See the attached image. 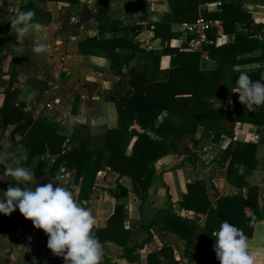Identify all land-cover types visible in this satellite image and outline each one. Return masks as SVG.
I'll list each match as a JSON object with an SVG mask.
<instances>
[{
  "label": "trees",
  "instance_id": "trees-1",
  "mask_svg": "<svg viewBox=\"0 0 264 264\" xmlns=\"http://www.w3.org/2000/svg\"><path fill=\"white\" fill-rule=\"evenodd\" d=\"M19 1L22 10L32 9L35 12V21L38 16L46 15L43 6L48 0H41L42 7L37 6L36 0ZM55 1L76 3L78 0ZM209 1L215 0H168L171 11L163 15L158 22H147L152 37L166 41L159 51L142 48L125 34L106 39L91 36L79 42L80 52H102L108 56L111 68L120 76L123 75L121 67L131 59H136L128 73L132 93L123 94L121 90L112 93L111 99L118 116L116 127L108 128L99 135L80 136L77 127H84L80 124L70 137H66L59 132L60 125L46 115H38L35 118L26 116L23 111L24 104L14 102L16 91L10 88L12 75L0 103L1 132L3 133L8 125L22 123L19 130L20 139L16 142L26 150L25 163L38 161L45 153L54 156L48 170L44 172L39 169L40 173L54 176L61 166L66 171H73L74 182L79 185L76 202L81 206L94 186L96 174L105 167L119 175H127L134 193L143 201L147 197L148 187L155 172L154 162L157 159L167 154H175L194 166L203 151V139L219 143L227 138L211 162L225 167L226 180L238 187L239 191L217 197L216 192L208 194L203 183L196 181L186 184V192L179 204L180 207L206 213L204 235L208 238L212 237L214 220L219 223L228 220L230 224L241 229L246 237L250 236L253 223L264 218V205L259 208L257 202L259 188L248 185L245 181V176L252 172L256 164V144L233 141L232 132L235 122L262 125L264 105L249 111L239 102L238 93L233 90L238 88L236 80L241 71L247 72L253 80L260 79L264 82V65L235 68L237 65L264 62V34L262 24L254 23L250 12L242 6L241 0H218L220 13L198 10L200 4ZM152 14L151 12L150 16ZM198 14L205 18L221 19L223 31L234 34L230 43L205 46L206 57L216 62V66L209 70L200 68L198 52L169 45L172 24L194 21ZM96 28L99 33L128 30L121 21L111 19L107 15V7L98 8ZM213 31L209 33L212 38ZM161 54L170 56L169 66L165 70L158 68ZM117 86L120 88V81ZM227 98L232 100L233 109L216 108L214 101ZM161 113L175 123L170 126H166V122L157 125V117ZM133 136H136V141L131 152L127 153L126 149ZM240 165L245 166L242 173L239 172ZM179 166L180 164H177L175 167ZM13 183L10 177L9 186ZM25 186L30 187L28 184ZM243 187L247 189L245 196L241 192ZM106 190L114 197L116 203L106 226L93 227V232L101 243L109 239L120 244L123 257L127 261L138 260L136 251L151 241L150 229L154 227L159 231H171L190 243L193 225L178 216L170 205L158 209L146 223L137 220L138 229L145 232L146 237L139 243L128 244L130 231L123 227L127 215L122 202L127 195V189L117 182L113 188ZM167 196L169 197L168 194ZM211 197L215 198V207L211 205ZM11 213L17 214V209ZM4 216L0 214V220ZM212 238L215 240V237ZM214 257L216 256L213 246H206L198 255V260L202 262L205 258ZM145 264H159L154 252L147 255Z\"/></svg>",
  "mask_w": 264,
  "mask_h": 264
},
{
  "label": "crops",
  "instance_id": "crops-1",
  "mask_svg": "<svg viewBox=\"0 0 264 264\" xmlns=\"http://www.w3.org/2000/svg\"><path fill=\"white\" fill-rule=\"evenodd\" d=\"M4 1L7 5H0V103L3 92L9 86L10 76L13 75L10 88L16 91L14 102L24 104L23 111L26 116L35 118L38 115H46L58 123L61 127L59 132L64 136L70 137L76 126L80 124L84 126L82 129L77 127L80 136L99 135L108 128L116 127L118 116L114 101L111 99L112 93L119 90L123 94L132 93V87L128 83V73L136 59H131L121 67L123 75L120 76L111 68L108 56L102 52H80L79 42L91 36L106 39L125 34L128 39L137 42L142 48L161 50L166 41L152 37L147 25V15L150 17L151 14L147 5H159L160 0H109L107 15L128 27L126 32L122 30L117 33L98 32L97 10L100 7L96 0H78L76 3L48 0L43 6L46 15L38 16L36 20L42 31L30 33L23 38H17L10 22L16 14L17 7L21 9L20 1ZM36 2L37 6L42 7L41 0ZM214 2L202 3L198 6V10L214 11ZM241 2L250 12L254 23L262 24L264 34V0H241ZM87 8H95V10L89 15V12L86 13ZM181 23L172 24L169 45L184 50L186 38L178 30ZM233 39V33L223 31L216 37L215 46L230 43ZM37 42H42L45 46V50L41 53L32 51L33 44ZM118 50L126 51L122 48ZM169 59L168 54H161L158 68L161 70L168 68ZM259 65H264V62L237 65L235 68ZM199 66L209 70L216 66V62L209 57L200 58ZM118 81L121 83L120 88L117 86ZM237 90L238 88H235L233 91ZM214 103L215 106L219 103V107L224 109H233V102L229 98ZM163 122H166V126L175 123L161 113L157 117V125ZM21 126L22 123L8 125L3 133L0 129V151L9 149L11 154L9 160L6 158V162L10 164L11 161L13 166L16 165L19 148L22 146L16 142L20 139ZM134 127L139 129L136 125ZM227 140L224 138L223 141L214 143L203 139V151L194 166L175 154H167L157 159L154 162L155 172L148 187V194L143 201L134 193L127 175H119L109 167L98 171L94 186L88 198L83 201V207L93 214L94 228L106 226L116 203L106 189L113 188L117 182L127 189V195L122 202L127 215L123 227L130 231L128 244L139 243L146 237V233L138 229L137 220L146 223L158 209L170 205L178 216L193 225L190 243L171 231L151 228L152 239L137 249L139 258L134 262H129L123 257L120 244L105 239L101 243L104 254L100 264H145L150 252L156 254L159 264H220L216 257L205 258L202 262L198 260L201 250L215 243L213 236L208 238L204 235L206 213L180 207L179 203L186 192V184L196 181L203 183L208 194L216 192L217 197L232 195L239 191L238 187L226 180L225 167L211 162L218 149ZM232 140L256 144V164L252 172L245 176V181L248 185L259 188L257 202L261 208L264 205V123L257 126L247 122H235ZM135 141L136 136H133L126 149L127 153L131 152ZM54 158L45 153L38 161L32 160L26 164L23 159L20 163L28 171H32L33 188L50 181L54 187L62 184L72 191L76 200L79 185L74 182L73 171H66L61 166L54 176L40 173L39 169L44 172L48 170ZM177 164L180 166L175 167ZM4 170V165H0V190H6L10 184V176ZM244 170L245 166L240 165L239 172L242 173ZM28 185L31 187L30 184ZM246 191L245 187L241 189L243 196ZM211 200V205L215 207V198L211 197ZM201 205L204 206V201ZM17 212V214L5 215L0 220V264H65L62 254L56 255L47 248V234L33 226L31 220L25 218L18 209ZM213 224L212 233L220 223L214 220ZM27 225L34 227L36 237L32 235ZM247 242L248 250L254 257V264H264V218L253 223Z\"/></svg>",
  "mask_w": 264,
  "mask_h": 264
},
{
  "label": "clouds",
  "instance_id": "clouds-1",
  "mask_svg": "<svg viewBox=\"0 0 264 264\" xmlns=\"http://www.w3.org/2000/svg\"><path fill=\"white\" fill-rule=\"evenodd\" d=\"M153 14L147 20L158 22L171 11L168 0H160L159 5L148 6ZM32 9L22 10L17 7L15 16L10 20L11 28L17 38L42 31L41 26L33 18ZM45 50L42 42L33 44L32 51L41 53ZM238 100L249 111L264 105V82L253 80L247 72L238 74ZM219 107V103L216 108ZM9 149L0 151V165L12 177L13 184L6 190H0V214L8 215L14 209L31 220L33 226L42 229L47 234L46 246L56 255H63L65 264H100L103 258V247L93 232L94 217L85 207L73 197L72 191L50 181L34 188L32 171L22 166L20 161L26 159V150L20 146L16 165L9 160ZM30 184L31 187L25 186ZM215 237L213 250L220 264H254V257L248 250L247 237L242 230L228 220L220 222L212 233Z\"/></svg>",
  "mask_w": 264,
  "mask_h": 264
},
{
  "label": "built area",
  "instance_id": "built-area-1",
  "mask_svg": "<svg viewBox=\"0 0 264 264\" xmlns=\"http://www.w3.org/2000/svg\"><path fill=\"white\" fill-rule=\"evenodd\" d=\"M214 11L220 13V1L215 0ZM180 33L186 38V44L183 47L184 50L198 52L200 58H206L207 51L206 45L216 43V37L223 32V22L221 19L205 18L201 14H198L196 19L191 22H183L180 24ZM213 31L214 38L209 36L210 31ZM34 237L37 236L34 227L27 225Z\"/></svg>",
  "mask_w": 264,
  "mask_h": 264
},
{
  "label": "rangeland",
  "instance_id": "rangeland-1",
  "mask_svg": "<svg viewBox=\"0 0 264 264\" xmlns=\"http://www.w3.org/2000/svg\"><path fill=\"white\" fill-rule=\"evenodd\" d=\"M8 2H9V1H8ZM12 4H13V3H12ZM0 5H7V3H6V1L2 0V1H0ZM57 6H58V5H57ZM57 6H56V7H57ZM94 10H95V8H91V9H88V8H87V12H86V13L89 12L88 14L91 15V13L94 12ZM5 15H6V14H5ZM0 16H1V14H0ZM89 18H90V16L88 17V19H89Z\"/></svg>",
  "mask_w": 264,
  "mask_h": 264
},
{
  "label": "water",
  "instance_id": "water-1",
  "mask_svg": "<svg viewBox=\"0 0 264 264\" xmlns=\"http://www.w3.org/2000/svg\"><path fill=\"white\" fill-rule=\"evenodd\" d=\"M99 7H107L109 0H96Z\"/></svg>",
  "mask_w": 264,
  "mask_h": 264
}]
</instances>
